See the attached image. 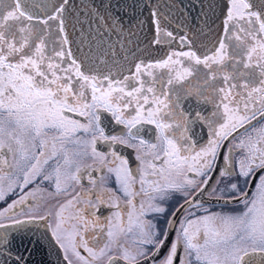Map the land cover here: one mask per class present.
I'll return each instance as SVG.
<instances>
[{
	"label": "snow or ice",
	"instance_id": "1",
	"mask_svg": "<svg viewBox=\"0 0 264 264\" xmlns=\"http://www.w3.org/2000/svg\"><path fill=\"white\" fill-rule=\"evenodd\" d=\"M70 7L0 0V201L23 193L0 211V264H33L45 241L67 264L69 254L80 264H264V0L211 5L220 26L210 47L198 42L203 27L177 36L151 9L150 43L167 50L147 61L123 45L118 55L99 28L74 53ZM197 126L209 129L199 150ZM45 192L52 209L37 200L23 212ZM39 221L46 232L25 227Z\"/></svg>",
	"mask_w": 264,
	"mask_h": 264
},
{
	"label": "water",
	"instance_id": "2",
	"mask_svg": "<svg viewBox=\"0 0 264 264\" xmlns=\"http://www.w3.org/2000/svg\"><path fill=\"white\" fill-rule=\"evenodd\" d=\"M219 2L220 0H69L71 7L67 12L69 16L67 31L69 39L73 41L71 46L74 53L77 51V44L81 40L85 45L94 44L95 41L92 40V37L97 35L99 28V31L105 33L103 38L115 45V51L118 55L122 54L121 45H123L125 49L135 51L138 57L146 61L154 60L159 58L160 54H163L167 49L150 43L154 36L151 9H155L160 14L162 26L173 31L177 36L183 35L184 31L191 35L203 27L204 34L199 35L198 33V42L210 47L219 30L218 26H220V19L218 18L220 9L215 10L216 16L214 17L210 6ZM109 14L113 20L118 19L123 22V32L118 25H112L111 20L106 25L105 20L101 19L108 17ZM204 14L209 21H215L211 24V32L208 31L207 27H204ZM138 21L144 23L140 27H135ZM130 27L131 32H134L135 35L130 34ZM112 28H115V31ZM97 38L99 39V37ZM200 49L205 50L204 48ZM85 51H87V47H85ZM108 58L111 59V56ZM25 227L32 229L33 232L47 231L43 221ZM11 230L14 231V229ZM0 231L3 230L0 229ZM33 264H67V261L64 260L63 250L54 242L45 241V247L33 255Z\"/></svg>",
	"mask_w": 264,
	"mask_h": 264
},
{
	"label": "flooded vegetation",
	"instance_id": "3",
	"mask_svg": "<svg viewBox=\"0 0 264 264\" xmlns=\"http://www.w3.org/2000/svg\"><path fill=\"white\" fill-rule=\"evenodd\" d=\"M171 47L172 48H176L177 50H179V41L174 42L171 45ZM200 51L203 52L204 50L200 49ZM163 54H160V56L163 55ZM212 110H213L212 109V105H207L206 109H205V115L209 114ZM76 118L77 119H81L80 117H76ZM109 120H110V117H109ZM144 127H145L146 130H150L151 133H152V136H154L155 130L152 128L151 125H145ZM106 130H108V131H112V130L119 131V126H115L113 124L111 127L107 128ZM208 133H209V129L207 127H201V126H197L196 127V129H195V141H196L195 148H196V150H199L200 147H202L203 145H205L207 143V140L209 138ZM143 135L145 136V138H150L148 131L144 132ZM225 145H226V148H227V142H225ZM98 148L100 150H103V151L107 150V146L103 145V144H98ZM226 148L225 149H221V152L226 154ZM121 151H122L123 155L126 156L129 159L130 166L135 167L136 162H135V158H134L135 154H134L133 150L132 149L121 148ZM234 159H235V157H234ZM217 165H218V167H223L222 158L217 161ZM217 178H218V173H214L213 174V181H210V185L214 186V180L217 179ZM83 183H84L85 186H87V180H85ZM33 187H34V185H29L28 188L24 189V193L28 192ZM49 190H51V189H49ZM22 194L23 193H21L19 189H16V192L14 194L8 195L5 200L0 201V211H3L4 209H6L8 207V205L11 204L14 200L19 199V196L22 195ZM47 199H51L52 200V198L49 197L46 192L43 194V198H41L40 194H37V198L35 200L32 199V198H29L27 203L25 205L21 206V207H23V212L27 213L29 211L28 205L35 206L37 200L39 201L40 208H41L42 204ZM59 199H61V201H62L64 199V197L59 198ZM52 201H55V200H52ZM202 201H203L204 207L210 208L211 211H219L220 210V205L219 204H214L211 201L210 197L205 196V197H203ZM233 207H236V206H233ZM240 207H242V206H240ZM191 210L192 211H196L195 208H192ZM16 211L19 213L20 209L18 208ZM111 211H114V210L113 209H107V208H103L102 209V212H103L104 216L109 215L111 213ZM200 214H202V210L197 212V215H200ZM17 218H24V217L22 215H18ZM179 218H182V214L179 215ZM102 219H103V217H102ZM4 222L5 223H11V221H9L7 219H5ZM177 227H178V223H177ZM89 235H90V233H89ZM171 239H172V237H170V240ZM80 251H81V253L83 255L87 256V253H84L83 249H80ZM73 259H75V257H73ZM73 263L74 264H80L79 261H77V263L76 262H73ZM99 263L100 262H98V264Z\"/></svg>",
	"mask_w": 264,
	"mask_h": 264
},
{
	"label": "rangeland",
	"instance_id": "4",
	"mask_svg": "<svg viewBox=\"0 0 264 264\" xmlns=\"http://www.w3.org/2000/svg\"><path fill=\"white\" fill-rule=\"evenodd\" d=\"M59 198H62V196L59 197ZM59 198H58V199H59ZM52 200H53V199H52ZM52 200H51V199H47V200H45L44 203L42 204V207L39 208L38 211L43 212V211H47V210H49V209H52V208L54 207L55 203H56V201H52ZM59 200H61V199H59ZM69 258H71V260H72L73 262H76V263H77V260L73 259V256H71V254H69ZM73 262H72V264H74ZM99 264H106V260H105V261H100Z\"/></svg>",
	"mask_w": 264,
	"mask_h": 264
}]
</instances>
